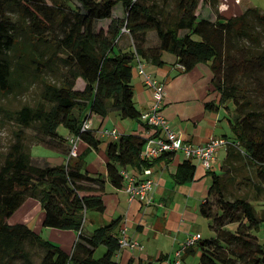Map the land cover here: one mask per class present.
<instances>
[{
    "label": "trees",
    "instance_id": "16d2710c",
    "mask_svg": "<svg viewBox=\"0 0 264 264\" xmlns=\"http://www.w3.org/2000/svg\"><path fill=\"white\" fill-rule=\"evenodd\" d=\"M76 2L0 0V92L13 89L14 74L22 78L29 72L40 84L33 104L3 111L17 129L0 156V264H118L120 219L83 231L86 213L105 210L104 177L83 170L79 149L73 161L60 165L33 162L26 130L34 129L40 143L59 146L66 142L61 126L89 148H98L100 140L92 130L81 131L83 121L113 111L138 121L133 63L139 58L162 66L164 53L175 57V65L183 64L185 72L208 64L217 106L229 111L231 103L234 111L227 117L231 135L225 136L229 143L220 172L207 171L211 184L199 212L209 219L214 236L197 241L199 264H264V206L257 209L246 194L226 192L228 184L239 180L234 171L245 165L254 167L260 180L253 188L264 190V12L252 6L224 17L218 0ZM205 5L214 19L202 17ZM123 28L132 41L130 50L118 45ZM150 31L157 39L151 46ZM205 107L212 110L213 101ZM144 142L140 135L121 134L107 143L106 173L113 186L122 188V169L157 160L140 158ZM194 172L195 165L185 159L175 176L183 183ZM28 198L41 205L43 226L78 232L69 252L25 223H8ZM212 198L220 212H214ZM99 246L105 251L98 258L94 253Z\"/></svg>",
    "mask_w": 264,
    "mask_h": 264
},
{
    "label": "crops",
    "instance_id": "0c3cea01",
    "mask_svg": "<svg viewBox=\"0 0 264 264\" xmlns=\"http://www.w3.org/2000/svg\"><path fill=\"white\" fill-rule=\"evenodd\" d=\"M224 1L220 0L221 11H219L224 17H229V11H225ZM227 8L229 10L228 5ZM202 10V17L214 19L213 12L208 5H205ZM153 36L152 32L148 33L149 46L156 38ZM128 37L131 44V38L129 35ZM156 43L157 39L154 41V44ZM124 44L123 48L129 46L128 42ZM123 48L120 46V49ZM162 59L164 61L162 66L145 62V70L164 83L165 97L161 113L169 120L172 128L178 132L184 141L194 144L205 143L210 137L214 136L225 138L227 135L230 139L231 131L228 124V114L224 106H217L218 94L211 84L212 73L208 64L199 63L190 71L185 72L176 67L173 55L164 53ZM132 84L134 100L138 110L142 113L150 109L153 103L151 91L144 85L143 77L138 75L135 69L133 70ZM211 101L214 103L212 110L205 107V104ZM93 115L89 119L91 130L95 137L100 140V144L94 150L78 144V149L80 151L83 148L84 153L91 150L95 152L89 162H83V170L90 175L104 177L105 193L103 200L105 210L102 214L96 212L86 213L87 232L118 218L120 219L118 235L120 229L126 226L129 236L138 239L143 245L142 251L119 249L114 256L118 264L137 262L173 264L176 251L181 249L189 237L194 234L203 237L201 229L206 218L200 214L199 207L205 200L210 185L207 170L196 159H190L191 163L195 165L194 177L192 180L179 183L175 173L178 165L185 160L184 156L177 153L167 154L164 158H157L152 164V176L156 184L151 202L142 204L137 199L130 201L122 188L113 186L107 178V158L102 149L105 141L110 142L111 139L110 137L101 136V131L116 128L120 134H135L143 138H146L149 133L146 129V131H142L140 121H127L130 119L121 118L114 111L105 117ZM65 134L68 135V132ZM102 140L104 142H101ZM220 153H224V158L225 149L221 148L218 151L211 170L218 172L221 169V161L218 158ZM56 154L57 156H63L64 159L67 155L64 152ZM47 162L51 165H60L65 163V160L60 164L52 163L49 160ZM127 169L130 172H135L138 168L129 166ZM35 212H38L39 219L43 217V210L38 200L28 198L8 219V223L16 224L20 222L31 227L30 219L32 215L36 214ZM40 226L34 228L36 232L40 229ZM50 230L58 239L64 241L69 239L70 244L68 246L60 245L65 251L69 252L77 239L75 232L63 230L58 232L59 235H57V229L51 228ZM83 231H85L84 228ZM64 234H68V236ZM102 248L104 252L105 247L102 246ZM197 255H199L198 242L181 250L182 264L185 259Z\"/></svg>",
    "mask_w": 264,
    "mask_h": 264
},
{
    "label": "built area",
    "instance_id": "2783aa9c",
    "mask_svg": "<svg viewBox=\"0 0 264 264\" xmlns=\"http://www.w3.org/2000/svg\"><path fill=\"white\" fill-rule=\"evenodd\" d=\"M123 31L127 32L125 28H123ZM145 65L146 63L141 59L137 58L135 60L134 69L138 75L143 77V83L150 89L153 101L151 108L140 114V118L144 121L147 126L146 130L149 133L145 138L140 158L151 162L165 154L181 153L185 159H196L205 170H211L218 151L221 148L225 149L229 141L227 138L215 136L210 137L202 144L184 141L178 132L172 128L169 120L161 113L165 97L164 83L148 73L145 70ZM176 67L182 71L185 70L184 65L181 63H177ZM86 130H91L90 120L83 121L81 124V131ZM120 135L116 128L101 131V136L110 137L111 140L118 139ZM79 140V136L71 135L69 137L70 147L67 154V162L77 157ZM137 168L135 172H130L126 168L120 171L123 177L122 190L127 194L130 201L137 199L142 204H148L151 202L156 184L152 176V165H141V167ZM199 239V234L189 237L181 249L176 251L173 264H182L181 250L195 244ZM118 246L119 249L143 250L141 242L129 236L126 226L120 229Z\"/></svg>",
    "mask_w": 264,
    "mask_h": 264
},
{
    "label": "rangeland",
    "instance_id": "374dc122",
    "mask_svg": "<svg viewBox=\"0 0 264 264\" xmlns=\"http://www.w3.org/2000/svg\"><path fill=\"white\" fill-rule=\"evenodd\" d=\"M73 1L77 3L76 0H73ZM157 1H161V0H157ZM224 3H225L224 4L225 11L227 12L229 11L228 12L229 17L233 15L241 14L248 6L250 7L256 6L264 12V0H227V1L225 0ZM227 5L229 6V10H227L228 9ZM218 9L221 11L220 0H218ZM202 13L203 11H201V14ZM214 16L215 15L213 13V18ZM129 40L130 39L127 33L124 32L123 36H121V38L119 39L118 45L122 46L123 48L125 46L124 43L128 42L129 50H130L132 49V44H130ZM155 40L156 38H154V41ZM154 41L152 42V45H154ZM133 64H134L133 65L134 67L135 62ZM26 73L27 74L23 76L22 78L19 76V74H14L13 82H12L13 89L8 93L0 92V156L4 154L7 147L12 142L14 131L15 129H17L16 125L13 122H11L10 120H8L6 117L3 116V111L18 109L24 104H33L38 99L40 84L37 81H35L32 74H29V72H26ZM232 109H233V105L229 103V111L226 110L227 114L232 115V113L234 112L232 111ZM132 120L133 119H130L127 121H132ZM138 121L141 122V125H142L141 128L143 129L142 131H146L144 121L141 118H139ZM58 131L65 137L66 142H63L59 146L58 145L52 146V145H49V144L47 145L45 143H40L39 141H37L35 139L36 131L34 129L26 130L27 132L26 146H27V150L31 154L33 162L42 164L45 161L47 162V160H49L52 163L60 164L63 162V160L66 161L67 155L64 159V157L61 155H58L60 156L58 157L56 153H62L66 151L65 153L67 154L69 147H70L69 137L71 135L69 134L66 135L65 134L67 133L66 129L61 126L58 128ZM101 142H104V141L102 140ZM107 143L108 141H105L104 147L102 149L104 154L106 153ZM78 144L80 146L85 145V147H89L88 144L82 139L79 140ZM91 149L94 150V148L92 147ZM92 150L84 153L83 148L80 149L79 153L83 154V157H82L83 162L84 161L89 162L92 159V156L95 155V152H92ZM223 155L224 153L223 154L220 153V155H218V158L220 159V161L223 160ZM74 159L75 158H72L70 161H73ZM219 171L220 170H218V172ZM225 171L226 170H224V172ZM234 175L238 177L237 179L239 180H236L234 184L231 183L230 185L229 184L227 185L226 187L227 196H229V193H232V195H235V196L246 194L248 199L253 202V204L256 206L257 209H260L261 207H263L264 206V190L262 193L260 192L258 193L255 190V188H253L254 181H257L255 168L250 165L249 166L245 165L244 168L238 167L234 171ZM243 177H246V179H243ZM240 180H242V182L238 184V181ZM209 184H211L210 178H209ZM211 201L213 202L212 205H213L214 212L218 211L217 201L213 200V198L211 199ZM218 212H220V210ZM35 213L36 214L32 215V218L30 219L31 227L29 226L34 232H36L34 228H37L38 226H40L42 219H43V217L39 219V216L37 214L38 212H35ZM85 219L86 218H84L83 228L87 232L88 224L85 223ZM208 224H209V219H205V222L202 223L201 234L203 235V239H207L209 237L214 236V232H212V230L208 227ZM42 225L40 226V229L36 233L39 236H41L43 239L48 240L58 246L61 245V246L66 247L70 244L69 239H66L65 241L62 239H58V237H55L54 233L50 230L51 227H46ZM234 225L236 226V224ZM231 228L234 229L235 227L232 225ZM63 230H66V229H57L56 230L57 235H59L58 232L63 231ZM71 231L75 232V235L77 237L78 232L74 230H71ZM64 235L68 236V234H64ZM61 248L63 249V247ZM98 248L96 249L97 251H95L94 255L95 257L99 258L100 256H102L104 252H103L102 246H99ZM183 264H199V255L194 256V257L192 256L190 259L189 258L185 259L183 261Z\"/></svg>",
    "mask_w": 264,
    "mask_h": 264
}]
</instances>
